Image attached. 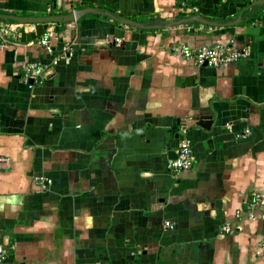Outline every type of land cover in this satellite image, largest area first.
Returning a JSON list of instances; mask_svg holds the SVG:
<instances>
[{
	"label": "crops",
	"instance_id": "crops-1",
	"mask_svg": "<svg viewBox=\"0 0 264 264\" xmlns=\"http://www.w3.org/2000/svg\"><path fill=\"white\" fill-rule=\"evenodd\" d=\"M246 3L0 0L75 15L48 26L53 52L19 40L35 24L0 20V264H264V22L245 23L264 4ZM226 44L248 53L199 66L181 51Z\"/></svg>",
	"mask_w": 264,
	"mask_h": 264
},
{
	"label": "built area",
	"instance_id": "built-area-1",
	"mask_svg": "<svg viewBox=\"0 0 264 264\" xmlns=\"http://www.w3.org/2000/svg\"><path fill=\"white\" fill-rule=\"evenodd\" d=\"M22 25V24H20ZM51 35V30L47 29L41 35L40 43L41 45L45 46L49 51L53 52V48L49 41V36ZM117 43H121V39H116ZM182 53L199 65H210V66H217L220 64H229L238 62L243 56L248 53L247 49L240 50L236 48L234 45H219V46H212V45H203L197 48H192L189 46H183L181 48ZM54 64L58 63V60L55 58L53 61ZM40 67L37 63H30L26 67V75L27 77H36L37 73H39ZM184 136H186V131H184ZM1 162H6V158L4 156H0V164ZM194 162V152H193V144L190 138L185 137L183 142L177 152L176 158L170 161V166L174 170L181 172L183 170H187L192 167ZM36 179L41 180L44 182V177L39 176ZM51 182V180H49ZM225 229L230 231V226H226ZM0 253H5L2 246H0ZM97 264H102L97 262Z\"/></svg>",
	"mask_w": 264,
	"mask_h": 264
},
{
	"label": "water",
	"instance_id": "water-1",
	"mask_svg": "<svg viewBox=\"0 0 264 264\" xmlns=\"http://www.w3.org/2000/svg\"><path fill=\"white\" fill-rule=\"evenodd\" d=\"M255 4H264V0H257L256 2L253 3ZM94 12L97 13H102L100 10L95 9ZM108 16L112 17V18H117L114 14H112L111 12H105ZM0 19H12L15 20L17 22H19L20 24H35V31L32 32H26L25 28H23L22 26H20L19 28H17V30L19 31V40L21 42H31L33 41L37 36L41 35L43 33V31L45 29L48 28V26L52 23H62V22H69L75 19V15L74 12L70 13V14H61V15H45V16H28V15H14V14H4V13H0ZM241 19V15L238 17V19L234 22H230V23H226L227 25L229 24H235L237 23L239 20ZM196 20L203 22L205 24H209V25H216L217 23L212 22V21H208L204 18L201 17H196ZM121 22L124 23H130L133 25H137V26H142L139 22L132 20V19H127V18H122L120 19ZM173 23L176 22H171L168 25H173ZM220 25H224V24H220ZM30 83H33V80H30ZM245 109L244 105H238V104H231L229 106V108L223 113L225 116L228 115H241V110ZM213 122V116L212 115H206V116H202L201 120L198 122L199 125L204 126V127H209V123ZM210 124V125H211ZM176 156H174L175 158Z\"/></svg>",
	"mask_w": 264,
	"mask_h": 264
},
{
	"label": "trees",
	"instance_id": "trees-1",
	"mask_svg": "<svg viewBox=\"0 0 264 264\" xmlns=\"http://www.w3.org/2000/svg\"><path fill=\"white\" fill-rule=\"evenodd\" d=\"M257 0H247V3L246 5L241 9V12L243 13H247L248 15V12H246L248 9L246 7L250 6L253 2H255ZM221 0H217V3H220ZM261 6L260 4H257L255 5V7H259ZM264 6V5H263ZM84 9V8H83ZM108 11L114 13L112 10L110 9H107ZM14 14V13H13ZM61 14H65V13H61ZM25 15H28L27 13H25ZM49 15H60V14H56V13H50ZM246 15V14H245ZM107 18H110L108 16H106ZM1 21H5V22H8V23H19L15 20H12V19H0ZM136 20V19H135ZM118 21V20H117ZM138 21V20H137ZM140 23H144V21L142 20H139ZM261 22H264V16L261 17V15L257 12V13H254L253 15H249V18L246 19V22L245 23H261ZM61 24H66V22H63ZM44 33V32H43ZM41 35H39L38 37H40Z\"/></svg>",
	"mask_w": 264,
	"mask_h": 264
},
{
	"label": "rangeland",
	"instance_id": "rangeland-1",
	"mask_svg": "<svg viewBox=\"0 0 264 264\" xmlns=\"http://www.w3.org/2000/svg\"><path fill=\"white\" fill-rule=\"evenodd\" d=\"M4 14H13V13H4ZM14 15H18V14H14ZM23 25H26V24H23ZM252 210L254 211V207L252 208ZM249 216H250L251 218H252V217H256V214H255L254 212H252V213L249 214ZM223 230L227 231V230L225 229V227H224Z\"/></svg>",
	"mask_w": 264,
	"mask_h": 264
}]
</instances>
